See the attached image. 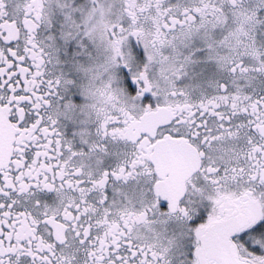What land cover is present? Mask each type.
I'll use <instances>...</instances> for the list:
<instances>
[{
	"label": "snow or ice",
	"instance_id": "6c2138e0",
	"mask_svg": "<svg viewBox=\"0 0 264 264\" xmlns=\"http://www.w3.org/2000/svg\"><path fill=\"white\" fill-rule=\"evenodd\" d=\"M0 264H264V0H0Z\"/></svg>",
	"mask_w": 264,
	"mask_h": 264
}]
</instances>
